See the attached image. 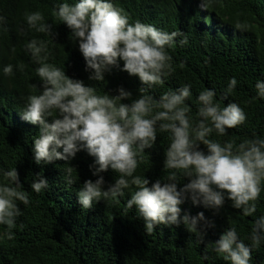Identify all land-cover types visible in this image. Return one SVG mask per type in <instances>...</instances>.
I'll use <instances>...</instances> for the list:
<instances>
[{
	"label": "clouds",
	"instance_id": "1",
	"mask_svg": "<svg viewBox=\"0 0 264 264\" xmlns=\"http://www.w3.org/2000/svg\"><path fill=\"white\" fill-rule=\"evenodd\" d=\"M211 0H199L201 10H207ZM53 16L71 31L70 39L78 42L89 80L105 81L106 73L114 68L131 77H138L142 85L139 96L133 99L130 91L120 87L112 95L83 80L69 77L64 70L49 63L48 43L33 38L26 42V51L39 67L36 75L39 85L33 84V93L25 97L20 117L39 127L33 141V160L37 166L64 161V182L75 183L76 170L71 161L80 152L93 158L90 171L95 180L84 181L77 191V202L82 209H91L94 202L111 201L134 189L126 202L127 209L135 208L144 221L145 232L151 235L159 225L181 224L198 238L207 249L229 264H251L253 251L264 243V215L252 222L245 243L235 227L226 229L215 242H206L208 228L215 227L204 212L182 215L181 205L187 201L203 206L219 215L226 201L246 217L257 211V201L264 191V138H246L239 143L223 145L210 139L215 132L225 136L229 129L245 123L243 108L235 102L221 107L215 101L216 93L205 89L198 95L197 119L193 122L191 107L186 101L191 96L190 86L164 92L155 98L150 90L164 83L171 74L172 57L168 49L177 43L184 46V33H171L140 21L130 23L129 17L111 0H64L53 10ZM27 29L54 37L53 25L45 22L39 11L26 12ZM5 18L0 16V31L5 30ZM237 28H242L237 22ZM21 34H26L20 29ZM14 51V49H13ZM23 71L24 65H19ZM6 76L13 75V66L2 68ZM237 80L232 78L223 92V99L233 93ZM258 98H264V81H257ZM131 101V103H124ZM51 121V122H49ZM169 133L165 150L163 180L151 182L136 175L146 149H152L157 133ZM204 145L207 151L201 150ZM116 173L114 183L105 188L104 173ZM187 179V183L181 180ZM182 184V186H180ZM49 182L39 176L30 187L35 193L48 188ZM27 205L28 194L16 168L0 170V225L7 227L6 236L13 239L16 218L22 212L17 202Z\"/></svg>",
	"mask_w": 264,
	"mask_h": 264
},
{
	"label": "trees",
	"instance_id": "2",
	"mask_svg": "<svg viewBox=\"0 0 264 264\" xmlns=\"http://www.w3.org/2000/svg\"><path fill=\"white\" fill-rule=\"evenodd\" d=\"M64 0H0V16L5 18L0 31V170L16 168L28 194L29 203L17 202L22 214L16 218L13 239L6 236L7 227L0 225V264H229L222 256L206 249L198 234H192L183 224L179 227L157 226L147 235L144 221L137 216L135 208L127 209L126 202L134 189L125 190L122 197L93 204L91 209H82L77 202V191L84 181L95 180L90 171L93 158L80 152L71 161L77 171L75 183L64 182V161L37 166L33 160V141L39 127L20 117L25 106V97L33 93L32 85H39L36 75L38 64L26 51L25 44L31 39H43L48 43V62L61 68L73 78L85 84L97 86L104 92L116 95L123 87L139 96L142 87L138 77L114 68L106 73L105 81L89 80L90 72L79 51L78 42L71 39V31L53 16V10ZM69 3L78 0H67ZM129 17L130 23L140 21L152 24L166 32H181L188 43H177L168 49L172 57L171 74L162 85L150 90L155 98L164 92L190 86L191 96L186 103L191 107L190 116L195 122L199 107L197 98L201 91H215V101L221 107L235 102L246 113L244 124L229 129L227 135L215 132L210 139L226 142H241L246 138H264V98H258L257 81H264V0H211L207 10H201L199 0H111ZM39 11L45 22L53 25L55 36L28 30L26 12ZM237 22L243 25L237 28ZM23 28L26 34H21ZM14 49V51H13ZM11 64L13 75L6 76L2 68ZM24 65L23 71L19 65ZM235 78L237 85L227 100L223 92L229 81ZM131 103V101H124ZM51 122V121H49ZM169 133H157L152 149H146L136 175L151 182L163 180L165 150L169 145ZM201 150L207 151L204 145ZM44 176L48 188L35 193L30 185ZM105 188L114 183L116 173L111 169L103 174ZM188 180H181L187 183ZM182 186V184L180 185ZM182 215L192 216L204 212L215 227L208 228L206 242H215L229 227H235L245 243L252 222L264 215V191L257 201V211L251 217L243 216L226 201L219 215L191 201L183 205ZM251 264H264V243L253 251Z\"/></svg>",
	"mask_w": 264,
	"mask_h": 264
}]
</instances>
